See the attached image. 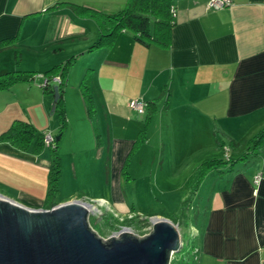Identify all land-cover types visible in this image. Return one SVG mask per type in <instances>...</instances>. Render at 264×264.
Wrapping results in <instances>:
<instances>
[{
    "label": "crops",
    "instance_id": "obj_1",
    "mask_svg": "<svg viewBox=\"0 0 264 264\" xmlns=\"http://www.w3.org/2000/svg\"><path fill=\"white\" fill-rule=\"evenodd\" d=\"M170 1L175 13L166 47L140 44L121 31L90 48L98 24L71 6L113 13L125 0H0V41L11 40L0 56L12 63L0 65V75L37 73L0 88V133L14 120L29 123L35 134L59 130L53 93L38 84L72 58L62 88L55 194L47 199L50 146L35 151L33 140L25 149L0 141V194L30 208L85 196L120 205L115 176L130 152L129 130L156 127L159 165L168 154L187 150L183 134L218 132L216 144L232 159L247 149L252 154L202 177L211 187L198 226H191L197 264H264V140L256 147L250 142L264 127V0H230L216 10L208 0ZM85 74L90 112L79 90ZM136 98L146 103L144 121L129 117L128 103Z\"/></svg>",
    "mask_w": 264,
    "mask_h": 264
},
{
    "label": "water",
    "instance_id": "obj_2",
    "mask_svg": "<svg viewBox=\"0 0 264 264\" xmlns=\"http://www.w3.org/2000/svg\"><path fill=\"white\" fill-rule=\"evenodd\" d=\"M52 90L55 101L56 85ZM89 211L78 199L30 208L0 194V264H169L181 246L167 218L149 216L141 236L124 226L102 238L89 226Z\"/></svg>",
    "mask_w": 264,
    "mask_h": 264
},
{
    "label": "rangeland",
    "instance_id": "obj_3",
    "mask_svg": "<svg viewBox=\"0 0 264 264\" xmlns=\"http://www.w3.org/2000/svg\"><path fill=\"white\" fill-rule=\"evenodd\" d=\"M11 58L14 64L13 56ZM10 64L12 63H10L7 55L0 56V65L8 66ZM31 73L34 76L37 74L36 72ZM144 110L146 109L144 108ZM145 113L137 114L135 111H131L129 117L132 121H144ZM155 128L152 126L149 131L142 129L139 131L129 130L131 139L130 152L128 156H125L118 175L115 176L118 178L115 185L117 187L116 191H118L117 196L120 198V205L108 202L111 211L103 209L104 211L102 210L101 214L89 216L88 223L99 236L106 238L112 232L117 231L119 227L116 230L105 228V218L104 220L101 219L104 214L107 216V214L113 215V213H116L122 219L131 215L139 219V222H142V218H146V223L140 228L138 226L122 225L128 227L131 233L141 236L150 229L148 217L159 215L175 221L173 223L178 228L180 241L184 242L185 245L186 242L191 245L193 241L188 237L193 235L194 232L191 226H198L196 223L199 219L197 213L203 206L202 204H205L208 189L211 187L210 184L201 183V180L196 182L197 170L203 161L215 158L223 159L226 156H230V153L216 144L215 141L221 139V135L219 136L218 132L215 136L210 132L209 135L204 134L201 137H191V135L183 134L181 143L186 145L187 150L180 149L172 156L168 154L167 157L165 156L161 160V165H159L160 148L157 147V132ZM58 131L53 132V134L49 133H51L52 137H55L59 136ZM176 137L178 138L179 136ZM224 139L227 145L226 137ZM61 151L64 152V149ZM236 154L234 157H236ZM89 166V170H94L95 167L93 165L90 168ZM98 175L99 173L97 174L96 172L94 174L91 173L90 182H95ZM83 199L89 198L85 196ZM193 243L196 244V240ZM171 258L176 263L179 258L178 252L172 253Z\"/></svg>",
    "mask_w": 264,
    "mask_h": 264
},
{
    "label": "trees",
    "instance_id": "obj_4",
    "mask_svg": "<svg viewBox=\"0 0 264 264\" xmlns=\"http://www.w3.org/2000/svg\"><path fill=\"white\" fill-rule=\"evenodd\" d=\"M170 6V0H125L122 8L113 13H101L83 6H71V8L78 15L94 18L98 24L99 36L90 48H95L99 45L110 42L113 37L121 31L128 32L130 36L140 44L148 45L153 43L161 47H166L169 43L170 28L174 23L169 12ZM10 42L11 40L0 41V48ZM71 61L72 58H69L61 66H56L43 74L47 78V83L42 87V90L48 93H53L52 87L54 85H56L58 90V97L54 101V111L58 114L60 126L58 132L61 131L65 122L62 112L61 96L65 81L66 68L70 65ZM56 75L59 78L57 84L50 81L51 78ZM33 78L34 75L31 72L27 74L20 72H6L0 75V88H6L15 81L26 79L33 80ZM79 90L86 110L87 112H90L92 101L91 96L89 95L87 74H85L80 81ZM31 140H33V149L35 151L38 150L43 145L42 133L35 134L33 127L29 123L20 120L12 121L9 127L0 133V141H7L18 149H25ZM263 140L264 127L252 137L250 142L252 147H256ZM55 146L56 140L53 137V144L50 146V169L47 181V199L52 198L55 194L59 179V163ZM251 154L252 151L247 149L246 152L244 151L241 156L235 159L226 156L223 159L215 158L203 161L197 170L196 182L201 180L206 171L210 169L218 170V168L222 166H231L235 161L244 160L246 155ZM107 216L104 214L101 219L104 220L105 218L104 227L110 228L111 230H116L119 225L138 226L140 228L146 223V218H142V222H139V219L134 217L123 218L122 221H118L111 214H107ZM188 237L193 242L196 240L194 235H189ZM193 242H191V245H188V242H186L187 246L184 242H181V246L177 251L179 257L178 260L174 263L171 258L169 264H196L198 251L196 244Z\"/></svg>",
    "mask_w": 264,
    "mask_h": 264
},
{
    "label": "built area",
    "instance_id": "obj_5",
    "mask_svg": "<svg viewBox=\"0 0 264 264\" xmlns=\"http://www.w3.org/2000/svg\"><path fill=\"white\" fill-rule=\"evenodd\" d=\"M229 4H230V0H208V5L210 6V8H212L214 10L223 8L224 6H227ZM169 12H170V16L173 18L175 12H174V8L172 5L169 8ZM40 77H41V80H40L38 85H39V87L42 88L46 85L47 78L44 75L40 76ZM50 81L57 84L59 82V78L56 75V76H53ZM128 106L131 110L135 111L137 114H142L144 111V108L146 106V103L142 99L136 98V99L130 100L128 103ZM42 142L44 145L52 146L53 137L51 136V134L49 132H45V131L42 132ZM260 178H261L260 173L259 172L255 173L253 175V182L255 184L258 183ZM78 200L85 203L88 207H91V210L89 211V216H91V215L96 216L97 214H101L103 209L111 211L109 208V204L105 200H102V199H78ZM112 216L115 217L118 221L123 220L122 217H119L116 213H113ZM131 217H132L131 215L127 216V218H131ZM118 227H119V229L124 228V226H122V225H119ZM127 229H129V228L127 227ZM117 231H114L111 234H116ZM170 258H171V255H170Z\"/></svg>",
    "mask_w": 264,
    "mask_h": 264
},
{
    "label": "bare ground",
    "instance_id": "obj_6",
    "mask_svg": "<svg viewBox=\"0 0 264 264\" xmlns=\"http://www.w3.org/2000/svg\"><path fill=\"white\" fill-rule=\"evenodd\" d=\"M88 209H89V210H91V207H88ZM155 218H157V217L151 218V220H152V221H155V220H157V219H158V218H157V219H155ZM123 230H126V231H129V232H130V230H129V229H125V228H124Z\"/></svg>",
    "mask_w": 264,
    "mask_h": 264
}]
</instances>
